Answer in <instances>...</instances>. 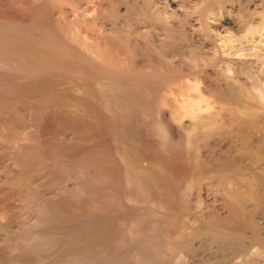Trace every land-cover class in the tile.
<instances>
[{
  "label": "bare ground",
  "instance_id": "1",
  "mask_svg": "<svg viewBox=\"0 0 264 264\" xmlns=\"http://www.w3.org/2000/svg\"><path fill=\"white\" fill-rule=\"evenodd\" d=\"M177 1L97 0L88 12L84 5L80 11L76 0H0V152L16 153L9 164L5 162L8 167L0 181V190H11L5 191L11 193L9 199L4 196L6 202H0V226L17 218L15 207L14 212L8 210L15 199L26 195L33 204L39 199L35 208L41 204L34 222L28 223L27 236L20 237L18 231L27 226L22 224L20 230V222L15 224L17 231L11 230L18 237L8 234L7 239L14 238L8 246L11 256L33 247L35 252L40 248L39 259L28 257L30 251L23 258L38 261L34 264H92L96 255L104 258L101 261L114 260L113 264H166L177 242L188 237L189 245L193 238L188 231L187 237L186 231L180 237L182 225L176 229L174 219L163 216L172 209L167 211L156 198L166 200L161 194L165 189L169 199H176L183 196L185 187L201 181L212 188V195L213 188L221 191V198L215 196L220 200L213 199L218 207H211L212 202L207 207L216 210L212 214L222 218L216 217L221 223L229 218L236 221L235 212L237 219L245 210L250 212L256 184L264 179V9L222 6L229 0H215L216 5L209 0L214 5L209 7L204 1L208 8L204 4L203 10L196 8L202 12L196 15H201L197 19L202 20L211 47L204 46L205 51V40L198 42L200 46L195 43L199 23L194 28V45L189 44L192 37L185 39V30L188 56L179 52L181 59L189 61L180 56L177 61L163 53L173 43L179 45L175 39L183 35L180 31L177 35L182 24L175 19ZM156 20L164 25L159 28ZM152 22L161 32L149 33ZM146 23L152 25L149 32ZM184 39H180L183 44ZM148 152L163 155L152 154L154 160ZM163 152H184L186 156H181L188 155L190 160L179 159L178 153L173 159L193 162L183 171L182 162L184 168L172 162L177 171L165 155L170 170ZM253 166L259 167L262 176L253 173ZM62 169L68 172L66 178L61 174L58 178ZM177 184L185 186L183 191ZM176 191H182L181 195ZM107 200L118 202V209L114 203L112 210ZM64 205L73 209L66 210ZM212 216L208 214L210 222ZM200 219L213 232L212 223ZM211 231L208 234L216 232ZM220 233L219 238L230 234ZM60 237L66 239L56 245ZM4 239L0 238V252L6 246ZM176 252L182 250L176 248Z\"/></svg>",
  "mask_w": 264,
  "mask_h": 264
},
{
  "label": "rangeland",
  "instance_id": "2",
  "mask_svg": "<svg viewBox=\"0 0 264 264\" xmlns=\"http://www.w3.org/2000/svg\"><path fill=\"white\" fill-rule=\"evenodd\" d=\"M77 1H79V2H77ZM91 1V2H90ZM94 1V2H93ZM201 0H191V1H189V0H185V2H184V0H178L177 1V3L178 4H176V11H177V16H176V20H177V22H179L180 21V23H181V21H182V24H181V27H183L184 25V21H185V26L183 27V28H181V27H177V29L179 28V30H177V35H178V31H180V34L182 33L183 35H179L178 37H179V40H178V37H176V39H175V41L176 42H178L179 43V45H177V44H172V46L174 45V48L171 46L170 48H172L171 50H169L168 52L166 51V52H163V53H166V54H170L171 56H174V59H173V57H172V59L173 60H175L178 56H180L182 53H184L183 55L185 56V57H187L188 56V54H187V52H184V49H185V51H187V42L188 41H186L187 39L189 40V38L191 39V37H192V39L191 40H189L190 42H189V44L191 43V44H193L194 43V41H197V42H195V43H197V44H199L198 46H200V43H198V42H201V43H204L205 42V44H208V45H203L202 44V46H203V48H204V46L205 47H207V49L209 50L210 48L209 47H211V43H210V41L208 40L209 39V35H207L208 33L204 30H202V27H201V24L203 23L202 22V20L200 19L201 17V13L202 12H198V10L197 9H199V7L203 10L204 8H206V6H207V4L206 3H208V6H209V4L210 3H212L213 2V4H215L216 2H215V0H213V1H210V3H209V0H208V2H206V3H204V1H207V0H203V1H201ZM240 1V2H239ZM89 2V3H88ZM184 2V3H183ZM187 2V3H186ZM190 4H189V3ZM197 2V3H196ZM199 2H200V4H199ZM215 2V3H214ZM227 4H226V3ZM224 3H222V4H225V5H222V6H226V8H231L230 6H232V8L233 9H235V8H238L239 10H243V8L245 7V9H247L246 7L248 6V9H251V8H254V7H256L255 9H259V10H263L264 9V0H229V1H225ZM234 2V3H233ZM76 3H78V6H77V4H76V7H78V8H82L81 10L80 9H78L77 8V10H80V11H82L83 10V5H84V8H89V11L88 12H90V11H92L93 10V6H92V10L90 9L91 8V5L92 4H96L97 3V0H76ZM81 4V5H80ZM88 4H89V6H88ZM91 4V5H90ZM94 4V5H95ZM182 4V5H181ZM195 4H198V6L197 5H195ZM202 4V5H201ZM206 5V6H204V5ZM213 4H210V6L209 7H211V5L212 6H214ZM233 4V5H232ZM262 4V5H261ZM81 7H80V6ZM199 5H201V6H199ZM216 5V4H215ZM235 5V6H234ZM262 7H261V6ZM87 6V7H86ZM185 6V7H184ZM192 6H194V7H192ZM204 6V8H202ZM208 6H207V8H208ZM229 6V7H228ZM184 7V8H183ZM189 8V9H187V8ZM240 7V8H239ZM249 7H251V8H249ZM181 8V9H180ZM197 8V9H196ZM263 8V9H262ZM187 9V10H186ZM200 9V10H201ZM255 9H253L254 11H255ZM237 10V9H236ZM252 10V9H251ZM258 10V11H259ZM79 11V12H80ZM183 11V12H182ZM187 11V12H186ZM191 11V12H190ZM195 11H197V12H195ZM257 11V10H256ZM67 12H69V11H67ZM76 12H78V11H76ZM193 12V13H192ZM178 13H179V16L181 17V19H180V17L178 16ZM181 13V14H180ZM186 13V14H185ZM192 13V14H191ZM195 13V14H194ZM196 13H200V14H197L196 15ZM189 14V15H188ZM199 15V16H198ZM183 16V17H182ZM200 17L199 19L201 20H199V19H197L198 17ZM71 17V16H70ZM184 18H185V20H184ZM162 20V19H161ZM175 20V21H176ZM157 22H159L158 20H156ZM155 21V22H156ZM187 21V22H186ZM155 22H152V25L154 24V26L156 25V23ZM163 22V21H162ZM202 22V23H201ZM180 23H178L179 25H180ZM200 23V24H199ZM147 24V23H146ZM148 24H150V25H148ZM147 25H146V27H147V31L150 29V28H148V26H152L151 25V23H148ZM161 25V26H163L164 24L163 23H161V21L159 22V23H157V25ZM174 24H176V22L174 23ZM178 24H176V25H178ZM198 24H199V26H198ZM160 25H159V28H160ZM176 25H174L175 27H176ZM183 25V26H182ZM190 25H195L196 27H194L193 26V28L190 26ZM143 26H145V25H142V27L141 28H143L144 30H145V28L146 27H143ZM154 26H152L151 28L154 30H152L151 29V32H149V33H152V32H155V31H159V32H161L160 31V29L158 30V26H155L156 28L154 29ZM190 26V27H189ZM200 27L201 28V31H199L200 30V28L197 30L196 28H198V27ZM162 28V27H161ZM192 29V31H193V35H192V31H191V29ZM197 30L196 32L198 33L199 32V34H197V36H196V34H195V29ZM143 29H141L142 31H144ZM157 29V30H156ZM186 29H188V30H190V31H186V33H185V30ZM144 32H146V30L144 31ZM159 32H157V33H159ZM190 32V33H189ZM202 32V33H201ZM200 33H201V35H205V37H202V36H199L200 35ZM207 33V34H206ZM146 34H147V32H146ZM185 34L187 35V38H186V36H185ZM152 35H155V34H153L152 33ZM206 35H207V37H206ZM181 36L183 37V38H181ZM184 36H185V39H184ZM188 36H190L189 38H188ZM197 38H196V37ZM196 39H195V38ZM199 37V38H198ZM202 39H201V38ZM165 38V37H164ZM195 40H194V39ZM204 38H206V39H204ZM180 39H184L183 41H185L184 42V44L186 45V47H185V45L181 42L182 40H180ZM197 39H200V40H197ZM194 40V41H193ZM202 40V41H201ZM205 40V41H204ZM192 41V42H191ZM204 41V42H203ZM207 41H209V42H207ZM210 43V44H209ZM175 45L178 47H175ZM194 45V44H193ZM196 45V44H195ZM182 46L184 47L183 49H182ZM197 46V45H196ZM202 46H201V53H202V55H204L203 53H204V51L202 50ZM179 47H181V48H179ZM169 48V49H170ZM172 50H174V52L172 51ZM183 50V51H182ZM204 50L205 51H207L205 48H204ZM177 51V52H176ZM182 51V52H181ZM170 52V53H169ZM172 52V53H171ZM181 54H180V53ZM174 53V54H173ZM162 54V53H161ZM206 54V53H205ZM177 55V56H176ZM166 56H168V55H166ZM176 56V57H175ZM184 56H183V58H184ZM181 57L182 56H180V60H182L181 59ZM176 59L177 61L179 60V59ZM169 59V58H168ZM185 59V58H184ZM183 59V60H184ZM187 59V58H186ZM185 59V60H186ZM179 60V61H180ZM188 60V59H187ZM189 61V60H188ZM187 61V62H188ZM189 63V62H188ZM187 63V64H188ZM190 65V64H189ZM188 65V66H189ZM186 70H189V69H186ZM60 153V152H59ZM62 153V152H61ZM60 153V154H61ZM149 153H151V152H148V154H147V156L149 155ZM157 153H159V155H156ZM164 153V152H163ZM167 153V154H166ZM171 154L170 152H165L164 153V156L166 155H168L167 157H169V161H166L167 160V157L165 158L164 156H162V158L165 160H163L164 162H167L165 165H166V167L167 168H169L170 170H171V166L173 165V166H175V164H176V166H180L181 164H184L185 165V168H184V165H181L180 167L181 168H184V169H182V171L183 170H185L186 169V165H189V162H190V165H191V163L193 162V160L192 161H186V164H185V162L183 163V160L185 159V158H187V159H191V158H189V156L187 155V157H184L183 158V156H181V155H185L186 156V153H182V152H172V155H169V154ZM176 153V154H175ZM177 153H178V155H177ZM179 153H181V154H179ZM214 153H219V152H214ZM156 155L157 157H159L160 158V154H162V152L160 153V152H153V153H151L150 155L151 156H153V155ZM8 157H7V156ZM18 155V154H17ZM163 155V154H162ZM176 155H177V157H179V159H181L180 157H182L183 158V160H181L180 161V163H179V161L178 160H174V159H177L176 158ZM180 155V156H179ZM15 156H16V153L15 152H0V181H1V179L2 178H4L3 177V175L5 174L4 173V171H6V170H4V169H6V166L8 167V162L11 160L10 158L11 157H13V158H15ZM156 156L154 157H152V159H154V158H156ZM175 158H174V157ZM6 157V158H5ZM148 158H149V156H148ZM174 158V159H173ZM171 159V160H170ZM186 159V160H187ZM6 160V161H5ZM154 160H157V158L156 159H154ZM174 161L176 162L175 164H172V162L174 163ZM185 161V160H184ZM2 162H4V163H2ZM8 163V164H6V163ZM168 162H169V164L171 165H168ZM187 162H188V164H187ZM170 166V167H168V166ZM254 165V164H253ZM173 166H172V168H173ZM174 167V169L176 168H178V167ZM187 167H189V166H187ZM181 168H180V172H181ZM257 168V169H256ZM259 167L258 166H253V173H255L256 174V176H262V174L260 173V169H258ZM2 169V170H1ZM173 169V170H174ZM175 169V170H176ZM188 169V168H187ZM186 169V170H187ZM255 169H256V171H255ZM63 170V174H62V171H59L58 173V176L61 174L63 177H64V173L66 174V172L67 171H65L64 169H62ZM65 171V172H64ZM177 171H179L178 169H177ZM258 171V172H257ZM61 172V173H60ZM68 173V172H67ZM179 173V172H178ZM182 173V172H181ZM180 173V174H181ZM61 175L58 177V178H62L61 177ZM66 176H67V174H66ZM66 176L64 177V178H66ZM63 178V179H64ZM60 182H62V181H60ZM58 183V182H57ZM65 184H66V182H64ZM63 183V184H64ZM206 183V182H204V181H201L200 183H197V184H193L191 187H189V190H188V187L186 188L185 186H181V188H184L185 187V189L187 190V191H185V189H184V191H183V189H181L180 188V186L177 184V186L179 187V189H181L182 191H180V192H178V191H176V193L178 192L179 194L178 195H181V192H182V195L183 196H177L179 199H177V197H176V199L175 198H170L169 199V197H170V195L166 192V190L164 189V190H162L163 191V193H161L162 194V196H166V200H165V197H162L161 199H163L164 198V202L163 201H161V199H158L159 197H158V195L156 196V197H158V198H156L157 200H160V201H158V203L160 204V203H162L163 204V206H164V208L167 210V211H169V210H171V211H169V213L165 210V212H167V213H165L163 216L166 218V216L165 215H169V216H167L168 218L167 219H169V217H171V218H173L174 219V222H175V225L176 226H174L176 229L177 228H179V226H181L182 228H183V226H184V228H183V231H181L182 229H181V227H180V237H181V235L182 236H184L185 237V234H186V237H187V231L192 235V238H193V240H191L190 242H194L193 244L192 243H190L189 245L188 244H186V243H188V241H187V239H189L188 237H187V239L186 238H184V239H182L181 241H183L182 243H180V242H177V241H180V240H176V244L174 245V249H173V251L170 253V255L168 256V257H170L171 255L172 256H175V257H177L178 259H181V261L182 262H178V261H180V260H176L175 261V259L176 258H174V257H172L171 256V258H168V259H174V261H175V263L176 262H178V263H182V264H264V179H263V182H259V183H257L256 184V188H255V191H256V193H255V197H257L256 199H255V197H254V200H253V202H252V206H251V210H252V213H250L251 212V210H250V212H249V210H245V213L243 212V215L241 214L240 215V218L239 219H237V217H239L238 215L239 214H237V212H235L233 215H232V217L233 216H235V220L236 221H239V222H237L236 223V221H232V219L230 220V218H229V220L228 219H226L225 221L223 220V222H225V223H221V221H219L220 219H222V218H220V217H218V216H216V217H218V219L214 216V215H216V213L215 214H212L213 213V211L212 210H214V211H216L215 209H216V206L215 205H217V207H218V203L215 201V200H220V199H216V197L217 196H219L218 198H221L220 197V189L219 188H213L214 190H216V193L214 192V194L212 195V188H208V186L206 187V185H204V184ZM62 184V183H61ZM71 183H67V185H70ZM201 184V185H200ZM198 185H200V186H198ZM174 186V185H173ZM195 186V187H194ZM197 186V187H196ZM178 187H176V188H178ZM210 187V186H209ZM211 187H214V186H211ZM175 187H172V189H175V190H179V189H176ZM190 188H191V190H190ZM62 190H65V189H62ZM175 190H174V192H175ZM193 190V191H192ZM5 191H10L11 192V190H4V191H2V190H0V195H1V197H0V202H1V204H3L4 202H3V199L5 200V197H7L6 199L8 200L9 199V195L11 194V193H8V192H5ZM191 191V192H190ZM211 191V192H210ZM7 193L6 195H3V194H5V193ZM185 192V193H184ZM187 192H188V194H187ZM219 193V195H218V193ZM44 193H45V191H44ZM9 194V195H8ZM46 194V193H45ZM164 194V195H163ZM217 194V195H216ZM3 195V196H2ZM160 195V194H159ZM185 195V196H184ZM257 195V196H256ZM5 196V197H4ZM207 196V197H206ZM208 196H210V197H208ZM216 196V197H215ZM222 196V195H221ZM23 197H24V195H23ZM28 197H30V196H26L25 195V198H22L21 197V199H22V201H21V199H20V201H18L17 199H15V203H18V205L17 204H14V202H13V207H9L8 208V210L9 211H11V212H16L17 213V218L15 217L14 218V220H12L13 222H12V224H10L9 222H7V224H5V225H3V226H0V238L1 239H4L3 237L5 236V233L7 232V231H10L11 233H12V231H14V230H12L14 227L16 228V226H15V224L17 225L18 224V222H20V227H19V229L21 230V228L24 226V225H22V224H24L25 223V225H27V226H25V228L23 227L22 228V232L21 231H18V233H19V235H20V237H23L24 236V234L27 236V234L29 233L26 229H28V230H30V228L31 227H29L30 225H31V223H32V220H33V222H34V218H35V214H36V216H38V211H37V209H39L38 207L39 206H41V204H39V206L38 205H36V206H38L37 208H35V204L36 203H38V201H39V199H36L35 201H36V203H31V202H27V200L29 199ZM184 197V198H183ZM214 197H215V200L213 201V199H214ZM24 199V200H23ZM31 199V198H30ZM28 200V201H31V200ZM167 199H169V200H167ZM17 200V201H16ZM38 200V201H37ZM175 200H176V202H177V205H175V206H173V204H176V202H175ZM179 202H178V201ZM108 201V200H107ZM165 201H168V202H166V203H168L169 204V206L170 207H168V205L166 206L165 205ZM170 201L172 202V204H170ZM5 202H6V200H5ZM21 202H23V203H21ZM109 202V201H108ZM212 202H214V204L212 205V203L210 204V203ZM215 202L217 203V204H215ZM24 203H27V205L26 204H24ZM107 203V202H106ZM106 203L105 204H103L102 202H101V205L103 204L104 206L106 205ZM110 203V202H109ZM109 203H108V206H109ZM115 203V204H114ZM208 203L210 204V206L212 207H215V209L214 208H211L212 210L210 211L209 209L210 208H207L208 207ZM254 203V204H253ZM20 204V205H19ZM24 204V205H23ZM113 204H114V206H113ZM113 204H112V201H111V203H110V205H111V209L113 210L114 208H116L117 206H119V203L117 202H114L113 201ZM161 204V205H162ZM207 204V205H206ZM15 205V206H14ZM102 205V206H103ZM117 205V206H116ZM172 205V206H171ZM19 206H21L20 207V209H19ZM32 206V208H30ZM107 206V205H106ZM112 206L114 207V208H112ZM179 206H180V208H179ZM209 206V207H210ZM15 207V208H14ZM36 209H34V208ZM66 210L67 209H70L69 208V206H67V205H64L63 206ZM110 207V206H109ZM168 209H167V208ZM175 207L176 208H178V209H176L175 210ZM11 208H14L15 210L14 211H12V209ZM18 209V211H20V213H21V215H20V213L17 211V209ZM26 208V209H25ZM62 210H65V209H63L62 207H60ZM174 208V209H173ZM35 211H37V212H34V210ZM71 209H73V207H71ZM70 209V210H71ZM118 209V207L116 208V210ZM207 209V210H206ZM115 210V209H114ZM26 211V212H25ZM177 211V212H176ZM209 211V212H208ZM210 212H211V214H210ZM117 213H120V212H117ZM172 213H173V215H172ZM176 213V214H175ZM238 213H241V212H238ZM181 214V215H180ZM208 214H209V216H214V218L215 219H217V220H215V219H213V216L211 217L214 221H212V219H211V222L209 221V219H210V217H208ZM244 214H246V215H244ZM249 214V217L247 216ZM252 214V215H251ZM42 214L40 213V216H41ZM236 215H237V217H236ZM204 216H205V218H204ZM246 218H245V217ZM251 216V217H250ZM253 216V217H252ZM22 217V218H21ZM26 217V218H25ZM120 217H121V213H120ZM244 219H243V218ZM200 218H202V220H205V221H207L208 223H209V225L212 223V225H210V226H212V228L214 229L213 230V232L211 231L212 229L210 228V230L209 231H211L212 233H214V231L216 230V232H215V234H216V236H214L215 234H208V232L209 231H207L206 230V228L201 224V219ZM207 218V219H206ZM17 219H18V221H17ZM23 219V220H22ZM193 219H195V221L197 220V222H195ZM199 219V220H198ZM233 219H234V217H233ZM247 221H246V220ZM20 220V221H19ZM190 220L192 221L191 223H190ZM179 221V222H178ZM186 221H187V223H186ZM215 221H219V223H218V225L220 226V229L221 230H223L224 229V231L225 232H223V231H221V230H219V226L218 225H216L217 223H215ZM230 221V223H228ZM232 221V222H231ZM244 221V222H243ZM31 222V223H30ZM183 222V223H182ZM189 222V223H188ZM198 222H200L199 224H197ZM215 224H214V223ZM241 222H242V224H241ZM246 222V223H245ZM28 223H30V225L28 224ZM164 223L165 222H163V225H164ZM197 224V226L195 225V224ZM233 225H232V224ZM249 223V224H248ZM216 225V226H214V225ZM223 224V227L221 228V225ZM238 224V225H237ZM246 224H248V225H246ZM21 225H22V227H21ZM29 225V226H28ZM191 225V226H190ZM198 225H201V228H199V226ZM240 225H242L241 227H239ZM243 225H244V227H243ZM249 225H250V227H249ZM10 228H9V227ZM232 226V227H231ZM235 226V227H234ZM237 226V227H236ZM248 226V227H247ZM253 226V227H252ZM12 227V228H11ZM191 227V228H190ZM203 227V228H202ZM216 227V228H215ZM217 227H218V230H217ZM245 227H246V229H245ZM7 228H9L5 233H2V234H4V235H2L1 234V232L2 231H4V230H6ZM205 228V229H204ZM230 228V229H229ZM236 228V229H235ZM239 228H241V229H239ZM175 229V230H176ZM200 229H203V230H200ZM245 229V230H244ZM250 229V231H247V230H249ZM12 230V231H11ZM18 229L16 228V231H17ZM24 230V231H23ZM178 230V231H179ZM192 230L193 231H195V235H196V237L195 236H193V232H192ZM228 230V231H227ZM238 230V231H237ZM241 230V231H240ZM252 230V231H251ZM26 231V232H25ZM184 231H186V233L184 232ZM245 231V232H244ZM185 233L184 235H183V233ZM219 232H222V233H220L221 235L223 234V236H224V233H229L230 232V234L229 235H225V236H227V238H228V236H229V238L228 239H230L231 237L233 238L234 237V235H235V238L233 239V241H231L232 239H230V240H228L227 238L226 239H223L224 237L223 236H220V237H223V238H219ZM237 232V233H236ZM250 232V233H249ZM252 232V233H251ZM20 233H23L22 235L20 234ZM27 233V234H26ZM235 233V234H234ZM250 234V236H249V234ZM8 234H9V236L10 235H15L14 233H12V234H10L9 232H7V236H6V240H7V242H6V240L4 239V241L6 242V246L3 248V250H6V249H9L8 251L9 252H7V251H4L3 252V250L1 249V252L0 253H2L3 252V254H0L1 256V258H0V261H1V259H2V264H20L19 262L21 261V263H27V264H31V262H32V264H34V263H37L36 262V260H38L39 259V255L40 254H42V253H37V252H40L41 250H40V248L38 249V251H37V248H36V251L37 252H35V250H34V248L33 247H31V249L30 248H27V249H25L24 250V252L23 251H21L20 253H19V255H13L12 254V256L10 255V253H12L11 251H10V248H8V246L10 245V243L13 241L12 239H16V237H18L17 235L18 234H16L15 236H14V238L11 236V238L12 239H7V238H10L9 236H8ZM232 234H233V236H232ZM238 234V235H237ZM242 234V235H241ZM244 234H246V235H244ZM247 234H248V236L250 237H247ZM70 235V234H69ZM119 235V234H118ZM117 235V237L119 238V236ZM212 235V236H211ZM231 235V236H230ZM198 236V237H197ZM217 236H218V238H217ZM25 237V236H24ZM239 237V238H238ZM242 237V238H241ZM62 238H63V240H62ZM60 237L59 238V243L58 244H56V245H59L60 244V240H62V242H64V240L66 239V237L64 238V237ZM68 238V237H67ZM195 238V239H194ZM215 238V239H214ZM236 238H237V240H236ZM249 238V239H248ZM254 238V240H253V242H252V244H251V242H250V240L252 241V239ZM20 239H22V238H20ZM24 239V238H23ZM179 239V238H178ZM181 239V238H180ZM241 239V240H240ZM249 240V244L247 243V241ZM11 241V242H10ZM184 241H185V243H184ZM187 241V242H186ZM237 241V242H236ZM239 241V242H238ZM10 242V243H9ZM61 242V243H62ZM162 242V241H161ZM160 242V244H161V246L163 245H165L163 242L161 243ZM7 243H8V245H7ZM160 244H158L157 243V246L158 245H160ZM178 244H181V245H183V244H185V247H184V245L183 246H181V247H184L185 249H182L180 246H178L177 247V245ZM192 244V245H191ZM251 244V246H253V247H251V246H248V245H250ZM73 246V245H72ZM72 246H69V247H72ZM162 246V247H163ZM188 246H190V247H188ZM7 247V248H6ZM57 247H59V246H56L55 247V249H57ZM68 247V248H69ZM161 247V248H162ZM187 247L188 248H190L189 250H187V252L185 253V251H186V249H187ZM72 248H74V246L72 247ZM176 248H180V250H182V252L184 251V256L186 257H184V256H182V254L181 253H177L176 252ZM263 248V249H262ZM34 250V252H32ZM40 250V251H39ZM46 250V249H45ZM262 250V251H261ZM27 251H30V252H32V255L30 254V252H28L27 254V256L28 257H30V256H32L31 258H36V260L33 262V260L34 259H29L28 258V260H30V261H28L27 259H25V258H27V256H26V252ZM98 251L99 250H97V252L96 253H98ZM250 253H249V252ZM251 251H253V252H251ZM42 252H43V250H42ZM129 252V251H128ZM127 252V253H128ZM131 252V251H130ZM129 252V253H130ZM180 252V251H179ZM21 253H24L25 255L24 256H22V254ZM33 253H37L36 254V256H34L33 255ZM7 254V255H6ZM67 254V253H66ZM253 254V255H252ZM10 255V256H9ZM21 255V256H20ZM38 255V256H37ZM131 254H129V256H130ZM248 255H251V257L250 256H248ZM9 256V257H8ZM15 256V257H14ZM17 256H19V257H17ZM126 256H128V255H126ZM182 256V257H181ZM2 257H4V258H2ZM21 257V258H20ZM23 257H25V258H23ZM38 257V258H37ZM94 257V256H93ZM96 257H97V255H96ZM95 257V258H96ZM111 257H113V256H110V258ZM184 257V258H183ZM248 257H250V258H248ZM5 258H6V260H5ZM14 259V261H13V259ZM94 258V261L96 262H98V260L101 262H99V264H107V262L105 263L104 261L106 260V261H108L109 263H111V262H114V260H108L107 258H105V260H103V261H101V259L103 258V257H101V258H99V257H97V258H99V259H95ZM129 258V257H128ZM188 258H189V261H188ZM248 258V259H247ZM17 259H19V261H17ZM23 259H24V262H22L23 261ZM104 259V258H103ZM252 259V260H251ZM25 260H27L26 262H25ZM52 260L53 261H55V259L54 258H52ZM51 260V262H53ZM126 260H128L127 258H126ZM171 260H168L167 262H166V264L167 263H174V261L173 262H171ZM245 260H246V262H245ZM252 261V262H249V261ZM6 262V263H4V262ZM12 261V262H11ZM1 262H0V264H1ZM16 262V263H15ZM29 262V263H28ZM93 262V261H92ZM94 262V263H95ZM184 262V263H183ZM248 262V263H247ZM94 263H92V264H94ZM177 263V264H178ZM95 264H98V263H95ZM111 264H113V263H111ZM160 264H164V262H161Z\"/></svg>",
  "mask_w": 264,
  "mask_h": 264
}]
</instances>
